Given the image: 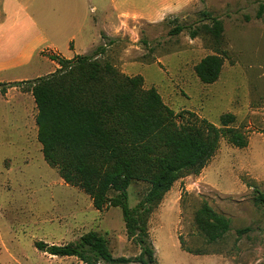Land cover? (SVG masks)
<instances>
[{
  "label": "rangeland",
  "instance_id": "1",
  "mask_svg": "<svg viewBox=\"0 0 264 264\" xmlns=\"http://www.w3.org/2000/svg\"><path fill=\"white\" fill-rule=\"evenodd\" d=\"M89 1L85 0L86 9L94 18L90 4L100 3ZM106 1L101 4L110 7ZM185 1L177 13L159 20L124 21L103 59L128 76H142L145 89L155 88L168 107L185 113L179 123L193 113L220 126L223 115L233 114L232 126L246 134L248 146L237 148L223 139L199 175L178 180L165 195L149 222L156 261L264 264V205L254 202L257 189L264 193V0ZM65 3L60 1L61 6ZM261 5L263 14L258 18ZM202 12L220 18L224 25L225 61L220 78L209 85L199 80L195 66L215 54L210 41L191 38L187 29L171 34L177 25L188 28L207 22ZM58 17L63 24L69 20L66 13ZM60 46L65 56L70 54ZM19 91L13 90L10 97L0 93V264H82L75 257L44 253L35 243L64 245L90 231L106 238L115 258L139 256L140 246L127 237L122 210L95 209L87 194L66 184L47 164L37 138L34 98ZM148 188L145 182L130 185V208ZM204 202L231 223L221 241L209 243L196 224Z\"/></svg>",
  "mask_w": 264,
  "mask_h": 264
},
{
  "label": "trees",
  "instance_id": "2",
  "mask_svg": "<svg viewBox=\"0 0 264 264\" xmlns=\"http://www.w3.org/2000/svg\"><path fill=\"white\" fill-rule=\"evenodd\" d=\"M262 14L261 5L258 18ZM201 15L207 22L188 28L177 25L171 34L187 29L191 38L210 41L215 54L195 66L199 80L209 85L218 81L223 69L224 25L208 12ZM102 39L86 55L72 59L47 55L59 66L55 72L28 81L0 82V93L19 88L32 94L38 111L37 138L47 164L66 184L87 194L95 209L120 208L127 237L141 253L134 259L115 258L106 238L96 231L64 245L39 241L35 246L51 256L75 257L82 264H157L149 222L165 195L178 180L199 175L223 139L245 148L248 138L232 126L233 114L223 115L220 126L193 113L179 123L185 113L168 107L155 88L145 89L142 76H128L103 59L114 40L106 35ZM133 182H145L149 188L130 208L128 189ZM255 193V204L264 205V193L258 189ZM196 224L209 243L223 240L231 231L230 221L206 202L197 212Z\"/></svg>",
  "mask_w": 264,
  "mask_h": 264
},
{
  "label": "crops",
  "instance_id": "3",
  "mask_svg": "<svg viewBox=\"0 0 264 264\" xmlns=\"http://www.w3.org/2000/svg\"><path fill=\"white\" fill-rule=\"evenodd\" d=\"M32 1L0 0V82H21L49 75L59 66L45 54L66 59L89 54L102 44L105 33L113 39L124 21L159 20L177 13L186 4L185 0H158L156 5L157 0H110L107 11L101 4L104 0H99L98 7L90 4L93 18L85 0H36L35 8L31 9ZM60 1H65V5L61 6ZM46 13L50 20H44ZM65 13L69 20L63 24L58 16ZM108 29L111 32H106ZM61 43L70 54L65 56ZM46 66L51 68L44 72ZM13 90L17 88L9 89L4 96L10 97Z\"/></svg>",
  "mask_w": 264,
  "mask_h": 264
}]
</instances>
